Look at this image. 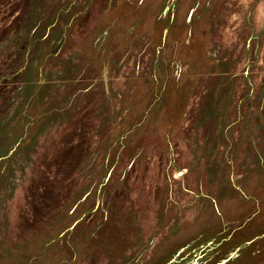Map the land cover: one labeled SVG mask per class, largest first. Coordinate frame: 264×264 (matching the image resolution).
I'll return each mask as SVG.
<instances>
[{
	"label": "rangeland",
	"instance_id": "rangeland-1",
	"mask_svg": "<svg viewBox=\"0 0 264 264\" xmlns=\"http://www.w3.org/2000/svg\"><path fill=\"white\" fill-rule=\"evenodd\" d=\"M0 264H264V0H0Z\"/></svg>",
	"mask_w": 264,
	"mask_h": 264
}]
</instances>
